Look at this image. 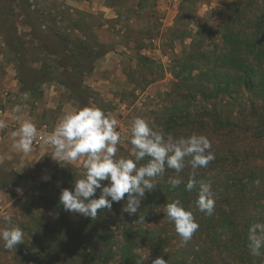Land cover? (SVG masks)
<instances>
[{"label": "rangeland", "instance_id": "obj_1", "mask_svg": "<svg viewBox=\"0 0 264 264\" xmlns=\"http://www.w3.org/2000/svg\"><path fill=\"white\" fill-rule=\"evenodd\" d=\"M232 1L0 0V52L4 53L0 62V89L6 68L12 63L17 64L18 71L23 67L22 78L29 85L37 80V69L43 62L39 58L48 60V55H65L76 38L85 37V43L95 47L89 50L93 53L90 56L110 51L105 55L110 60L96 62L91 61L90 56L86 58L83 67L87 73L80 75L78 68L70 73L72 76L68 80L73 92L68 89L66 94L68 98L82 99L81 108L96 107L117 120L116 130L121 134L117 158H133L128 136L131 121L136 117L176 139L191 134L205 135L211 142L209 151L214 157L218 154L226 157V166L234 161L235 169H258L262 181L257 178L254 185L261 186L262 196L258 195L260 201L255 205L248 204L249 214L243 219L246 222L245 218L254 216L252 224L256 223V214L264 211V135L259 137L256 130L260 126L257 119L264 128V105L247 92L210 104L195 99L188 110L190 124L187 128L179 127L172 132L166 131L164 126L170 107L186 103L180 98L183 89H178V82L171 75L174 61L183 60L192 49L216 51L213 48L219 45L220 30L226 21V5ZM244 1L246 10L258 18L264 10V0ZM109 64L112 67L107 66ZM204 109L219 113L234 128L213 132L215 127L206 117L208 125L205 127L202 124L205 123ZM183 121V118L177 119L181 126ZM221 171L222 167L209 171L211 179L216 181ZM82 173L81 162H71L56 171L46 183L16 189L17 177L0 172V188L6 192L0 204V229L9 226L3 219L4 215H9L12 224L24 232L23 244L16 249H5L0 242V264H92L89 260L65 261L56 256L55 245L67 237L53 201L59 199L62 184L82 178ZM174 177V170L166 169L164 176L157 179L156 187L167 184ZM56 190L58 195L54 197ZM113 211L121 212L122 203H116ZM195 211L191 212L199 228L184 246L180 245L174 226L164 218L163 206L141 203L140 211L132 215L131 225L137 235L144 238L152 235L153 244L163 243L162 258L167 264H249L251 259L252 264H264V249L260 256L243 253L241 249H218L205 231L217 230L229 236L228 230L216 218L212 221L204 217L203 212ZM237 215L238 219L242 216L239 211ZM109 221L119 233L117 223L112 218ZM216 237L221 244L229 246L223 236ZM135 253L141 257V264H152L150 250L140 247Z\"/></svg>", "mask_w": 264, "mask_h": 264}, {"label": "trees", "instance_id": "obj_2", "mask_svg": "<svg viewBox=\"0 0 264 264\" xmlns=\"http://www.w3.org/2000/svg\"><path fill=\"white\" fill-rule=\"evenodd\" d=\"M234 1L235 3H233ZM234 1L226 5V21L220 30L219 45H215L213 48L216 51L212 50L213 52L210 53V51L203 49V51L192 49L184 55L183 60L178 58L174 61L171 75L173 80L178 82V89H183L184 93L181 94L180 98L186 103H182L181 107L180 104H174L170 107L167 118L164 120L166 131L175 132L179 127H188L190 124L188 110L191 102L195 99L201 103L210 104L218 99L220 101L226 98H235L242 92H247L251 98L264 105V10L258 18H255L246 10V1ZM69 43L73 44V42ZM93 48L95 47L78 42L70 47L68 54L66 51L65 55L62 56L55 55L52 57L48 55L50 56L48 60L44 59L45 57L39 58L38 60L40 62L43 60V62L37 69V80L44 81L53 78L71 90L72 87L68 80L69 76H72L70 73L82 66L80 63L85 62V59L93 54L89 52ZM82 56L84 60L80 61ZM95 58L96 55H91L89 59L94 61ZM20 59L22 58L20 57ZM141 59L148 60L146 57H141ZM20 70L18 78L22 85L21 90H23L28 82L25 83L22 78L23 67ZM77 101L81 108L82 99L78 98ZM204 111L206 113L203 120L205 121L206 117L212 123L215 127L213 132L227 131V127L234 128L232 123L223 120L219 113L206 109ZM178 118L185 120L182 126L177 123ZM259 120L257 119V122L260 126L256 127V130L258 136L263 137L264 128H262V123ZM202 124L205 126L208 125V122L205 121ZM210 152L213 154L212 151ZM225 159L226 157L222 154H218L206 168L196 170L195 179L198 182L203 181L210 184L215 199L213 214L209 216L204 213V217L212 219V221L215 218L219 220L222 226L228 230L229 236L220 234L217 230L208 232L207 229L205 232L211 236L212 242L216 243L218 249L223 247L228 250H232L231 248L234 250L241 249L243 253L248 254L250 253L247 240L248 228L252 225L255 217L249 215L250 218H245L247 219L246 222L243 219L246 214H249L248 204L253 206L260 201L258 195L262 196L259 191L261 186L259 184L254 185V182L261 177H259L258 169H252V167L247 170L245 168L235 169L234 161L229 162L227 164L229 166H226L224 164ZM216 167H222V171L220 176L216 177L217 180L214 181L211 179L209 171ZM191 172L190 166H186L182 176L184 182L188 180ZM8 174H13L18 180L15 173L9 172ZM74 182L62 184L60 189L71 190ZM98 192L99 190H97ZM57 195L58 191L56 190L54 197ZM98 196L99 194H96L94 198H98ZM177 199L181 201L186 210L196 213L197 191L194 189L192 192H186L184 183L176 189H172L169 183L159 185L153 191L145 194L142 204L145 206L146 203H150L153 206L164 207L167 203ZM121 203L123 207L124 202L121 201ZM53 204L67 237L64 242L55 245L57 251L53 250L56 251V256L65 261L76 259L84 260V262L89 260L92 264H111L113 262L141 264V257L135 253V250L140 247L150 250L153 260L164 256L162 255L163 243L153 244L152 235H147L148 237L145 238L141 234H139L140 236L137 235L131 225L132 216L123 211H113L116 203L112 205L111 210H98L95 220L65 211L59 203V199L56 201L54 199ZM238 211L242 214L240 219H238ZM112 212L117 217L116 219L112 216ZM110 218L117 223L119 233L111 226ZM256 218L257 222H264V211H259ZM218 235L223 236L222 239H226L229 246L221 244L220 238L216 237ZM240 235L243 236L242 239ZM251 260H249V264H252Z\"/></svg>", "mask_w": 264, "mask_h": 264}, {"label": "clouds", "instance_id": "obj_3", "mask_svg": "<svg viewBox=\"0 0 264 264\" xmlns=\"http://www.w3.org/2000/svg\"><path fill=\"white\" fill-rule=\"evenodd\" d=\"M13 113L21 107L14 106ZM117 120L96 107L73 108L45 134L43 143L51 146V159L61 165L81 162L82 178L75 180L71 190L62 189L59 203L69 213L95 220L98 210H111L113 203L125 201L122 211L129 216L137 215L145 194L156 188L158 178L166 169L174 170L175 177L168 183L172 189L184 183V190L197 191L195 206L198 211L212 215L215 208L211 186L195 179L196 170L206 168L214 160L210 140L202 134H191L179 139L163 130H155L140 117L131 121L128 143L133 158H117L121 134L116 130ZM5 127L0 121V128ZM12 148L22 154H30L33 144L41 134L30 120H23L11 133ZM145 158L147 160L145 161ZM141 161H145L141 164ZM186 166L192 172L186 182L180 173ZM45 180L48 177L44 178ZM107 182V183H103ZM97 190L99 196L96 197ZM164 218L174 226L184 246L199 228L191 211L186 210L179 199L163 207ZM9 225L0 229V242L8 250L23 244L24 232L12 224V218L4 215ZM248 248L253 256H260L264 249V222H256L248 228ZM152 264H167L160 257Z\"/></svg>", "mask_w": 264, "mask_h": 264}, {"label": "crops", "instance_id": "obj_4", "mask_svg": "<svg viewBox=\"0 0 264 264\" xmlns=\"http://www.w3.org/2000/svg\"><path fill=\"white\" fill-rule=\"evenodd\" d=\"M76 40L73 41L75 44L85 43V37H78ZM109 52L96 55L94 61L109 62L110 58L105 56L110 54ZM3 56L4 53L0 52V62L3 61ZM83 60L82 56L80 61ZM83 63L81 62L82 66L77 69L80 75L87 73ZM12 66L6 68V73L1 80L0 121L4 122L5 127L0 128V172L15 173L18 176L16 189H24L50 181L54 173L65 165L63 163L60 165L51 159L52 148L43 143L42 137L50 133L66 113L80 107L76 98L67 97L66 92L69 88L53 78L44 81L36 80L21 90L22 85L18 78L19 68L15 62ZM107 66L112 67L111 64ZM16 105L21 107L19 113L12 111ZM25 119L34 123L41 134V138L34 142L32 152L27 155L12 148L11 137V133ZM45 177L48 179L45 180ZM5 195V190L0 188V204Z\"/></svg>", "mask_w": 264, "mask_h": 264}]
</instances>
